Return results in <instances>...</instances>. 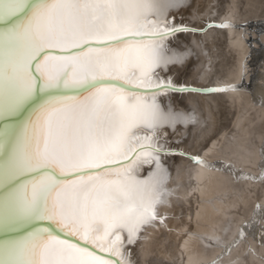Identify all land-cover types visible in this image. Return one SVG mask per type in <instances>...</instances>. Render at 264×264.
I'll list each match as a JSON object with an SVG mask.
<instances>
[{"label":"snow or ice","instance_id":"obj_1","mask_svg":"<svg viewBox=\"0 0 264 264\" xmlns=\"http://www.w3.org/2000/svg\"><path fill=\"white\" fill-rule=\"evenodd\" d=\"M187 2L0 0V232L18 233L0 240V264H134L129 246L146 254L141 242L167 226L166 158L215 167L171 146L168 129L182 114L161 102L240 90L166 75L184 62L171 38L203 30L175 20ZM246 70L242 61L241 80ZM238 236L225 255L246 239ZM254 240L264 241V230ZM254 249L250 241L245 254L255 259Z\"/></svg>","mask_w":264,"mask_h":264},{"label":"bare ground","instance_id":"obj_2","mask_svg":"<svg viewBox=\"0 0 264 264\" xmlns=\"http://www.w3.org/2000/svg\"><path fill=\"white\" fill-rule=\"evenodd\" d=\"M173 15L196 29L225 20L235 27H209L171 38L170 48L183 54L184 62L170 66L166 75L177 84H237L240 90L174 93L162 99L165 109L182 114L176 130L168 129L171 146L215 167L205 168L184 156L166 158L168 188L174 190L161 211L167 226L150 230L141 242L146 254L140 244L130 245L131 259L134 264H228L240 256L244 264H260L264 241L254 237L264 230L255 223L264 221V0H188ZM242 61L247 70L241 80ZM224 164L232 167L225 169ZM142 175L148 177V171ZM248 176L253 179H244ZM239 230L246 239L225 255L240 239ZM14 235L18 233L0 232V240ZM250 241L255 243V259L245 254Z\"/></svg>","mask_w":264,"mask_h":264},{"label":"water","instance_id":"obj_3","mask_svg":"<svg viewBox=\"0 0 264 264\" xmlns=\"http://www.w3.org/2000/svg\"><path fill=\"white\" fill-rule=\"evenodd\" d=\"M208 24H217V23H215V22H208L203 27L198 28V29H203L202 31H197V32H204L207 28H209V27H207ZM190 28H193V27H190ZM213 87H214V85H211V86H208V87H195V88H197V89H204V88H213ZM188 155H190V154H188Z\"/></svg>","mask_w":264,"mask_h":264}]
</instances>
